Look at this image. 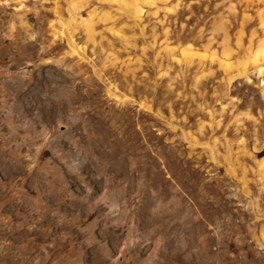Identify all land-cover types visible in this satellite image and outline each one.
<instances>
[{
    "label": "rangeland",
    "instance_id": "rangeland-1",
    "mask_svg": "<svg viewBox=\"0 0 264 264\" xmlns=\"http://www.w3.org/2000/svg\"><path fill=\"white\" fill-rule=\"evenodd\" d=\"M125 1L0 0V264H264V0Z\"/></svg>",
    "mask_w": 264,
    "mask_h": 264
},
{
    "label": "bare ground",
    "instance_id": "bare-ground-1",
    "mask_svg": "<svg viewBox=\"0 0 264 264\" xmlns=\"http://www.w3.org/2000/svg\"><path fill=\"white\" fill-rule=\"evenodd\" d=\"M156 1V0H155ZM154 0H130V3H128V1H125V3H128V4H133V8H134V10L137 12H141L142 10H143V4L144 3H146V4H152L153 2H155ZM93 24H92V22H91V20H88V21H86V28H87V31H88V33H89V35H90V37H92V35H93V31H94V29H93ZM58 32L57 31H55L54 32V35L56 36V34H57ZM193 53L194 52H191V50H183V54H184V56H186V58H187V56L188 57H191L192 55H193ZM260 55H264V46L263 47H261V50L258 52V54H257V57L258 56H260ZM256 57V56H255ZM256 57V58H257ZM255 59V58H254ZM224 64H225V66L226 67H231V62H224ZM233 66V65H232ZM259 71V73L260 72H262L263 70L262 69H259L258 70Z\"/></svg>",
    "mask_w": 264,
    "mask_h": 264
}]
</instances>
